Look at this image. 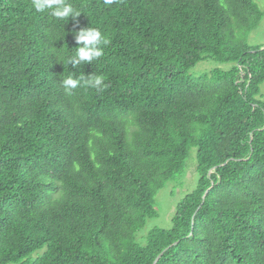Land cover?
Listing matches in <instances>:
<instances>
[{
    "label": "trees",
    "instance_id": "trees-1",
    "mask_svg": "<svg viewBox=\"0 0 264 264\" xmlns=\"http://www.w3.org/2000/svg\"><path fill=\"white\" fill-rule=\"evenodd\" d=\"M69 2L81 14L67 21L0 0V264H154L168 246L157 264H264V45L249 44L264 10ZM85 27L109 43L73 68ZM207 59L230 66L193 75ZM70 75L106 87L68 94ZM192 149L195 189L140 243Z\"/></svg>",
    "mask_w": 264,
    "mask_h": 264
},
{
    "label": "clouds",
    "instance_id": "clouds-1",
    "mask_svg": "<svg viewBox=\"0 0 264 264\" xmlns=\"http://www.w3.org/2000/svg\"><path fill=\"white\" fill-rule=\"evenodd\" d=\"M115 2L116 0H104V4L109 6ZM32 6L37 12L50 10V15L57 20L68 21L70 17L75 20L81 14L69 0H32ZM74 37L78 46L75 47L74 53L65 60V63L70 64L73 68L101 58L103 56L102 46L109 43L103 33L95 27H85L74 31ZM61 83L68 94H71L72 90L81 84L97 91L106 87L104 77L100 75H91L88 78L84 76L73 78L70 75L64 78Z\"/></svg>",
    "mask_w": 264,
    "mask_h": 264
},
{
    "label": "rangeland",
    "instance_id": "rangeland-1",
    "mask_svg": "<svg viewBox=\"0 0 264 264\" xmlns=\"http://www.w3.org/2000/svg\"><path fill=\"white\" fill-rule=\"evenodd\" d=\"M262 10H264V0H254ZM249 44L251 46L264 45V19L262 23L255 29L250 37ZM230 64L219 63L213 59H207L199 62L192 70L193 75H201L209 72L214 68H229ZM196 149H192L187 160V168L184 175L177 181H170L161 189L156 196V209L158 215L148 221L147 226L138 233V241L146 243L148 232L153 227L170 228L172 226V218L175 214L177 204L188 193L193 191L198 182V173L196 170ZM143 238V239H141ZM44 250H39L33 254V257L40 255ZM32 258V257H31ZM29 258L28 260H30ZM9 264H17L11 262Z\"/></svg>",
    "mask_w": 264,
    "mask_h": 264
},
{
    "label": "water",
    "instance_id": "water-1",
    "mask_svg": "<svg viewBox=\"0 0 264 264\" xmlns=\"http://www.w3.org/2000/svg\"><path fill=\"white\" fill-rule=\"evenodd\" d=\"M207 193V192H206ZM205 196L206 195H204V199H205ZM178 243V241L175 243V244H177ZM171 246H168L167 248H165L158 256H157V258H156V260H155V262H154V264H157V262L160 260V258L163 256V254L170 248Z\"/></svg>",
    "mask_w": 264,
    "mask_h": 264
}]
</instances>
